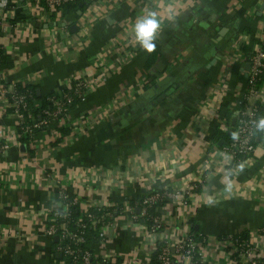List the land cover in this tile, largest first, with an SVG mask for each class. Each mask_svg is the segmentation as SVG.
<instances>
[{"label":"crops","instance_id":"crops-1","mask_svg":"<svg viewBox=\"0 0 264 264\" xmlns=\"http://www.w3.org/2000/svg\"><path fill=\"white\" fill-rule=\"evenodd\" d=\"M90 5L98 6L96 14L92 6L78 14L51 13L15 0L12 24L26 22L29 29L12 28L2 38L5 56L14 63L6 70L9 86L32 85L45 97L73 89L79 76L110 69L111 77L72 109V120L83 121L82 134L55 143L60 138L51 126L1 159L0 227L19 235L0 240V264H52L58 239L46 236L45 227L55 197L45 170L82 198V210L133 203L158 187L200 181L207 172L186 210L188 226L213 239L217 256L216 237H255L264 226V149L233 177L217 167L214 153L246 88L242 47L251 54L264 38V0H93ZM151 12L162 29L156 52L149 54L135 40L133 25ZM17 14L23 18L15 21ZM203 114L205 123L199 120ZM0 127L13 135L16 120L5 116ZM152 244L145 224H130L124 215L102 253L123 264H142Z\"/></svg>","mask_w":264,"mask_h":264},{"label":"built area","instance_id":"built-area-1","mask_svg":"<svg viewBox=\"0 0 264 264\" xmlns=\"http://www.w3.org/2000/svg\"><path fill=\"white\" fill-rule=\"evenodd\" d=\"M35 10H43V4L51 13H60L63 7L70 3L83 0H28ZM93 2V0H92ZM92 6L95 11L96 5ZM91 9V8H89ZM15 0H0V119L5 116H11L16 120V132L9 135L3 127H0V163L7 151L21 144L26 135L33 139L37 131L44 128L55 126L56 137L61 138V130L69 129L72 137L78 133L82 134L81 124L83 121H73L71 118L72 109L69 105L73 104L75 98L83 102L87 94L93 87L104 83L111 77L110 69L104 73H98L93 77L79 76L75 78L73 89L64 90L52 94L61 95L60 99L52 97L53 110L45 111V118L41 120L33 119L27 123V107L29 95L19 93L17 85L9 86L7 80V71L1 69L2 57L5 56V47L2 41L3 35L10 29L16 28L28 30L27 23L12 24L15 13ZM96 14V11H95ZM86 33V32H85ZM240 47H238L239 49ZM60 51V50H59ZM251 61L250 71H246V88L238 98V108L234 114L237 123L234 129L231 141L228 145L214 153L217 167L225 169L226 175L233 177L245 169L251 167L255 161L256 150L260 147L264 149V131L255 127V122L264 117V38H260L254 50L249 57ZM242 61L245 57L242 55ZM248 62V57H247ZM102 64L98 66L101 70ZM229 67L223 71L222 79L225 83L229 79ZM225 85V84H224ZM79 102V103H80ZM200 116L202 123L208 119V115ZM230 126L222 127L224 133L230 131ZM45 178L52 182L55 197V209L46 223L45 235L50 238L58 239L57 251L62 256L71 257L73 261L81 264H116L115 257L104 255L103 247L106 244L110 232L115 230L119 220L128 215L130 224L139 222V215L147 217L149 224L145 223L148 233L152 236L153 246L151 255L142 264H152L153 254L158 250V261L160 264H220L219 259H228L234 264H264V226L256 233V236H249L247 240L242 239L240 235L228 234L216 237L215 241L220 247L219 254L214 250L213 239L205 234H200V239L195 237L193 230L185 219L186 210L192 203V198L197 191L198 183L204 182L210 174L205 172L203 178L199 181L188 183L184 187H166L162 192L150 191L141 200L132 203L102 204L92 209L82 210L91 222L96 221L94 213L96 209H106L107 213L101 216L102 226L99 228L100 241L92 246L94 251H83L82 249L72 248L65 245L70 241L75 245L86 242L84 229L86 223L78 222L77 231L69 229L66 219L70 215V209L74 205H83L82 198L77 194H71L67 187L55 180L52 171L45 170ZM53 180V181H52ZM170 201L161 208L160 215H149L152 210L161 201ZM141 206V208L139 207ZM174 207L173 211L168 212L167 208ZM139 210V211H138ZM18 232L0 227V240L17 238ZM97 247L98 251L94 249ZM215 251L214 257L209 255ZM98 252V254H97ZM60 264H67L62 261ZM127 264V263H126ZM130 264V263H129Z\"/></svg>","mask_w":264,"mask_h":264},{"label":"trees","instance_id":"trees-1","mask_svg":"<svg viewBox=\"0 0 264 264\" xmlns=\"http://www.w3.org/2000/svg\"><path fill=\"white\" fill-rule=\"evenodd\" d=\"M92 0H83V1H79V2H75V3H70L67 4L63 7L62 11L65 12V14H69V13H74V14H78L80 11H85V9L91 4ZM43 7L46 8V5L43 4ZM22 14H17L16 20L22 19ZM13 21V22H15ZM4 36V35H3ZM242 51L244 53L247 54V57L249 59V57L251 56L250 53H248V49L247 46H243L242 47ZM13 59L11 56H3L2 57V62H1V69L4 70H9L10 68H12L13 65ZM17 91L19 93H24L29 95V99H28V107H27V123H30L33 119L36 120H41L43 118H45L44 112L45 111H50L53 110V102L51 100L52 97H56L58 99H60L61 95L56 94V96H39L37 93V88L32 86V85H28V84H22L19 83L17 85ZM80 102V99L75 98V100L73 101V104L69 105L70 109H73L78 103ZM230 128H232L231 123L229 124ZM47 129V128H44ZM43 129V130H44ZM42 131V130H41ZM39 131H37L38 133ZM229 133V132H228ZM228 133H222V139L224 140V143L221 145V148H223L224 146L228 145V143L231 141L232 136H229ZM70 136V130L69 129H63L61 130V138L56 141L55 143H61L63 142L67 137ZM32 140V138L30 137V135H26L23 139L21 143H29ZM221 140H217L216 141V145L219 146V143ZM154 191L157 192H162L163 189L162 188H156ZM151 193V192H150ZM170 201H161L159 202L154 208H152V210L149 211V215H153V216H158L161 213V208L164 207V205H166L167 203H169ZM135 204V203H132ZM141 208V206H139ZM92 213H94L95 217H96V221L95 222H91L88 218L87 215L85 213L82 212V209L80 207V205H74L71 207L70 209V215L68 216V218L66 219L69 229L73 232V231H77V227H78V222H84L86 223L87 227L84 229V233H85V237H86V242L83 244H79V245H75L70 241H66L65 245H70L72 248L75 249H82L83 251H93L92 250V246L96 243H99L100 239V235H99V228L102 226V223L100 221L101 216L105 215L107 213V210L102 208V209H96L94 210ZM139 222L142 223H150L147 217H141V214L139 215ZM193 233L195 234V237L197 239H200V234L199 232H196L193 230ZM240 237L242 239L247 240L249 238L248 234H243L240 235ZM57 246L58 244L55 245L53 254H52V264H60L62 261H67V264H81L80 262H75L73 261V259L71 257H66L65 255L62 256V258H58L57 255L59 254L57 251ZM94 252V251H93ZM158 254L159 251L157 250L152 257V264H160L158 261ZM116 264H123V261H121L120 259L117 260Z\"/></svg>","mask_w":264,"mask_h":264},{"label":"clouds","instance_id":"clouds-1","mask_svg":"<svg viewBox=\"0 0 264 264\" xmlns=\"http://www.w3.org/2000/svg\"><path fill=\"white\" fill-rule=\"evenodd\" d=\"M162 29V21L154 12L137 17L133 25L134 38L139 46L151 54L157 50V40ZM255 127L264 131V117L255 122Z\"/></svg>","mask_w":264,"mask_h":264},{"label":"water","instance_id":"water-1","mask_svg":"<svg viewBox=\"0 0 264 264\" xmlns=\"http://www.w3.org/2000/svg\"><path fill=\"white\" fill-rule=\"evenodd\" d=\"M250 68H251V61H250V58H249L248 59V62H247V66H246V71L249 72L250 71ZM236 123H237V119L234 117L232 119V122H231L232 127H235ZM233 132H234V129L231 128L230 131H229V133H228V135L229 136H232L233 135ZM223 143H224V140H221L219 145L221 146ZM57 257L60 259V258H62V255L61 254H58Z\"/></svg>","mask_w":264,"mask_h":264}]
</instances>
